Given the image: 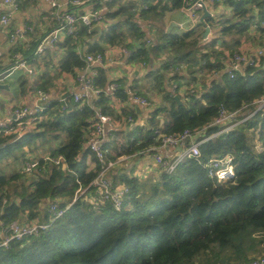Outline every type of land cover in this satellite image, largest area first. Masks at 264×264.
I'll return each instance as SVG.
<instances>
[{"label": "trees", "instance_id": "obj_1", "mask_svg": "<svg viewBox=\"0 0 264 264\" xmlns=\"http://www.w3.org/2000/svg\"><path fill=\"white\" fill-rule=\"evenodd\" d=\"M109 2L119 3V8L105 17L108 24L96 43L87 40L95 31L80 25L75 37H67L57 44L58 48L66 49L59 62V72L74 73L76 69H83L86 65L84 55L103 54L106 45L130 48L129 37H143L134 16L136 3ZM142 4L148 6L144 10L138 5L143 13L164 14L167 10L183 7L184 0H142ZM225 5L233 10L232 16L219 21L207 20L214 31L219 30V37L206 45L204 51L199 46L203 24L183 34L162 33L150 46L143 43L131 48V61L146 62L153 57H164L161 70L151 76H154V90L164 93L165 102L155 110L148 128L138 129L144 133L143 140L137 139L134 147L129 144L125 154L151 145L160 146L159 134L190 130L196 136L204 131L202 136H196L197 142L204 141L221 130L212 126L221 106L228 112L245 105L253 109L254 103L264 97V55L259 67L234 71L232 78L223 61L225 52L218 48L226 46L231 55L239 53L235 48L253 29L264 43V0H228ZM230 33L234 34L231 45L220 38ZM40 42H32L25 49L17 44L12 54H21L25 61L35 60ZM84 46L89 50L82 54L79 49ZM184 66L188 68L185 71L191 77V84L200 76L211 78L204 91L194 88L195 93L186 94L187 103L177 101L171 91L164 89L167 75H173L170 79H179L181 72L176 69ZM7 70L0 67V77L6 76ZM47 74L43 76L44 87L37 82L32 90H46ZM95 82L103 92L93 104L80 107L73 96L49 100L41 114L44 119L33 132L18 139L0 135V165L10 160L24 165L29 153L37 154L55 142L57 147L49 149V156L65 159V165L57 167L44 161V156H38L39 169L31 175L23 170L5 175L0 169V234L23 216H27L28 223L37 219L39 223L50 224L38 236L13 241L8 249L0 248V264H216L213 261L198 263L202 256L213 251L214 245L220 249L218 255L224 250L231 251L230 255L218 260L223 264H230L233 259L244 264L251 260L249 253L260 254L264 242L261 238L264 236L262 114H256L249 122L217 138L204 141L200 145L201 158H186L172 173L160 168L161 173L154 180L127 175L115 178L114 187L123 184L129 189L122 209L117 211L112 204L96 205L89 200L88 194L93 191L89 186L99 175L100 164L86 144L97 112L113 119L109 102L112 98L125 101L128 94L122 80L108 83L103 69L98 70ZM107 83L118 85L112 96L106 89ZM65 105L67 109L63 110ZM161 114L166 119L163 125L157 121ZM139 141L142 144L137 145ZM215 155L233 158L236 175L233 181L220 183L209 178L205 164ZM89 160L97 164L93 171L89 170ZM106 160L110 163L114 158L107 156ZM80 188L87 191L74 202ZM51 203H57L60 208L70 205L53 223L48 211Z\"/></svg>", "mask_w": 264, "mask_h": 264}, {"label": "crops", "instance_id": "obj_2", "mask_svg": "<svg viewBox=\"0 0 264 264\" xmlns=\"http://www.w3.org/2000/svg\"><path fill=\"white\" fill-rule=\"evenodd\" d=\"M4 1L5 0H0V4ZM15 1L19 4L20 11L12 16L8 27L2 25L1 16L9 12V9L4 5L0 7V67H5V69L8 68L6 72L8 74L4 77L1 76L3 81L0 83L5 87L4 89H0V129L5 122L12 119L14 108L20 106L32 107L34 105L36 92L38 90H32V88L37 82L44 87L45 83L43 82V76L46 72H48V76H45V80L48 81L49 85L46 86L44 93L48 96L50 101H58L65 96H73L74 94L80 93L77 77L86 72V65L81 70L76 69L74 73L59 72V62L63 60L66 49L58 48V46L53 49H48L43 56H37L35 60L27 61L36 72L34 76H30L23 69H15V64L17 62L14 60V54H12V49L15 45H20L22 49L28 48L32 42L42 40L60 25L57 18V10L51 6L48 0ZM70 1L71 0H62L64 3ZM81 1L84 3L80 6H72L70 4L69 10L79 14L85 12H99L106 17L119 8V3H116L118 5H112L109 0ZM117 1L120 2L121 5H125L127 2L136 3L137 9L135 10L134 16L143 37L141 39L129 37L127 43L131 45L130 48L120 45L104 46L103 55H105L107 59H110V63L96 69L97 74L99 69L104 70L108 83L122 80L128 94V98L125 101L112 98L109 102V106L114 114L111 124L106 127L103 146L106 145L105 151L107 156L111 159L114 158V160L110 162L112 167L109 171V178L112 184L115 178H119L122 175H127L129 177L134 176L142 180H154L161 173L160 167L155 163L154 153H158L167 158V160L173 161L184 151L183 148L180 150L177 147L161 149L159 146L151 145L133 154H125L128 152L129 144L134 147V142H136L137 139L143 140L144 133L140 132L138 129L146 130L150 120L153 118L155 110L161 107L165 102L164 93L154 90V76H151V73L161 70L162 63L165 60L164 57H153L146 62H141L131 61L130 55L132 52L131 48L140 47L147 41H150V45H152L158 40V37L162 35V33L183 34L195 28L189 20L188 12L182 9V7L171 11L167 10L164 14H160L159 12L146 14L143 13L139 7L142 5V0ZM208 11L211 13L212 18L217 21L220 19H230L233 12V10L225 4L209 5ZM27 27L31 29L28 33L19 35L16 40L11 41V33L22 31ZM101 28L103 31L104 27ZM204 32L205 30L203 28L202 35ZM218 32L219 30L216 33ZM213 34L214 32L211 34L212 37L215 35ZM101 35L98 31H95V35L87 40H90L91 43L94 44ZM220 38L231 45L233 44L234 34L230 33L225 36H220ZM207 45H209V43ZM263 45V39L260 34L253 29L247 35H244L241 45L235 49L240 53H253L261 49ZM218 48L224 52L229 53L230 51L226 46H220ZM88 50L89 48L87 46L79 49L82 54H85ZM170 75L171 74L167 75L164 89L170 91L171 86L174 85L175 82H178L176 84L180 85L179 87L182 88V91H179L177 97L182 103L188 102L185 88L194 87L198 89V92L204 91L211 79L210 76H207L205 80H202L204 82L200 83L201 79L198 77L199 81L191 84V77L185 70L178 75L179 79L177 80L170 79L173 76ZM22 78H24L25 82H22ZM108 83L106 85L107 91L110 87ZM130 93H139L149 101V106L143 107L134 102ZM129 117L134 118L133 122L129 121ZM43 119L44 117H41L39 122L43 121ZM157 121L160 125H163L166 119L163 114H161L157 117ZM37 124L38 123H32L28 131L24 132L23 135L37 129ZM203 133L204 131H201V133L196 136H202ZM196 136L192 135L187 146L197 142ZM140 144H142V141H139L137 145ZM55 147H57L56 142L52 143V147H43L41 149L42 151L39 153L36 152L37 154L29 153L27 158L37 160L38 156H48L51 154L50 150ZM87 147L88 145L86 144V148ZM153 148H155L156 151L153 152ZM26 150L28 151V149ZM23 166L24 165H21L19 170L22 171ZM88 166L89 170L93 171L96 169L97 164L89 160ZM123 186V184H118L116 187ZM88 197L92 203H96L98 200L95 191H91ZM19 221L26 223L27 216H23ZM37 221V219L34 220V222Z\"/></svg>", "mask_w": 264, "mask_h": 264}, {"label": "built area", "instance_id": "obj_3", "mask_svg": "<svg viewBox=\"0 0 264 264\" xmlns=\"http://www.w3.org/2000/svg\"><path fill=\"white\" fill-rule=\"evenodd\" d=\"M53 8L57 10V18L60 25L57 29L53 30L48 36L43 38L36 50V56L41 57L45 54L48 49H53L61 41H64L67 37H75L80 25L87 27L89 30H93L96 27H106L108 21L105 16L99 12H85L76 13L69 10V5L80 6L84 2L81 0H71L70 2L64 3L62 0H48ZM228 0H184L182 9L186 10L189 15V20L193 26H197L201 23V18L204 14V9L209 5L215 4H226ZM1 5L7 7L9 12L4 13L1 16L2 25L8 27L10 25L12 16L20 11V6L15 0H5ZM142 9L147 10L148 6L142 4ZM89 17L87 20L84 17ZM212 18V16H211ZM209 29V35L206 38H202L201 43L207 45L214 39L219 37V33H216L214 29L207 24L204 25V30ZM30 28H25L22 31H16L11 33V41L17 39L19 35L26 34L30 31ZM214 32V36L211 34ZM146 46H150V41L144 43ZM129 53V52H127ZM264 55V48H261L253 53H235L231 55L225 52V57L223 61L226 65L228 74L233 78L234 71L243 70L246 67H259L261 65V57ZM14 60L17 62L15 64V69H23L30 76L35 75V70L25 61L21 54L14 55ZM84 61L86 64V72L78 75L77 83L80 86V93L73 95V101L80 107L86 104H93L96 101L103 90L96 85L95 77L97 76L96 69L110 63V59H107L105 55L98 54H85ZM164 62V61H163ZM164 64V63H162ZM182 72L184 69H176ZM3 78L0 77V83H2ZM118 85L112 83L109 87V94L112 96L116 91ZM187 93H195L194 87H187ZM170 91L177 97L179 91L182 88L177 84L171 86ZM131 98L134 102L140 104L143 107L149 106V101L144 97L130 93ZM49 101L48 96L38 90L36 92V99L32 107L20 106L13 109L12 119L5 122L1 129L0 134L3 136L11 137L14 136L16 139L20 138L24 132L28 131L29 126L32 123H38L41 120V114L45 112L46 104ZM64 101V99H63ZM67 109V105L63 107V110ZM261 113L264 117V97L257 100L254 103V108H248L247 105L241 109L228 112L223 106H221L218 117L214 120L212 126L219 127L221 130L214 134L213 136L207 138L206 140L214 139L223 133L229 132L234 128L244 125L245 123L252 120L256 114ZM106 118V120H105ZM130 122H133L132 118H129ZM112 119L109 116L97 112L96 120L92 128V133L88 136L87 145L92 154L95 156L100 164L99 175L91 182L90 186L93 191L96 192L98 200L96 205H106L112 204L113 207L120 211L125 203V200L129 194V189L126 186L114 187L110 178L109 171L111 170L112 164L107 163V153L103 148V141L105 138L106 127L110 125ZM192 137V131L185 130L180 134H169V135H158V141L160 143V148H170L177 147L184 149V151L173 161L167 160L164 156L154 153L155 163L160 167L165 169L168 173H172L177 165L181 163L186 158L189 159H199L201 158L200 145L206 141L195 142L194 144L188 145L189 139ZM152 151H156L155 148ZM44 161L51 163L57 167L65 165L64 157L60 156L57 158L51 156H45ZM205 168L208 170L209 178L217 180L220 183H228L235 179V168L233 165V158L231 156L218 157L213 156ZM233 169L232 172L228 171ZM39 169V161L36 159H29L24 163L23 173L31 175ZM220 173H225L223 178H221ZM81 191L76 193L74 202L83 196L87 189L80 188ZM70 208V205L66 208H60L57 203H51L49 208L50 212V222L53 223L59 218H61L66 211ZM49 223H23L20 221L13 222L7 229H4L1 234L0 248L8 249L11 242L13 241H23L27 237L38 236L41 232L46 231L49 228ZM244 264H264V255L252 259Z\"/></svg>", "mask_w": 264, "mask_h": 264}, {"label": "rangeland", "instance_id": "obj_4", "mask_svg": "<svg viewBox=\"0 0 264 264\" xmlns=\"http://www.w3.org/2000/svg\"><path fill=\"white\" fill-rule=\"evenodd\" d=\"M199 46L202 49L201 51H204L206 49V47H207L203 43H201ZM183 69L184 70H188V68L186 66H184ZM200 79H201L200 83H202L203 82L202 80L204 79V76H200ZM196 81H199V79L196 80ZM257 148L260 150L261 149L260 145H258ZM14 161L15 160L6 161V162H3L0 165V169L2 170V174L11 175V174H14V173H16V172L19 171L21 165H20L19 162H14ZM261 238L264 239V236L261 237ZM211 250H213V251H211L208 254L202 256L198 260V263L199 262L208 263L209 261H213V262H217L216 264H223L222 263V260L221 261H218V260L223 259L226 255H230L231 254V251H229V250L228 251H225L224 250L223 253H222V255H218L217 252H219L220 249L218 248L217 245H214ZM260 250L262 251L260 254H258V253L257 254H255V253H249V257L248 258H250L252 260V259H256V258L264 255V242L262 243ZM224 264H228V263L225 262ZM230 264H242V263H240L237 260L233 259V260H231Z\"/></svg>", "mask_w": 264, "mask_h": 264}, {"label": "water", "instance_id": "obj_5", "mask_svg": "<svg viewBox=\"0 0 264 264\" xmlns=\"http://www.w3.org/2000/svg\"><path fill=\"white\" fill-rule=\"evenodd\" d=\"M209 18H211V13H209V11L207 10V8H205V9H204V14H203V16H202V18H201V23H202L203 25H205V24H206V21H207ZM94 31H98V32L100 33V35L102 34V28H101V27H96V28H94V29L92 30V32H94ZM209 32H210V30L207 28V29L205 30L204 34L202 35V38H206V37L209 35ZM4 88H5V87L2 86V85L0 84V89H4ZM175 98H176L177 101H179V98H178V97H175Z\"/></svg>", "mask_w": 264, "mask_h": 264}, {"label": "clouds", "instance_id": "obj_6", "mask_svg": "<svg viewBox=\"0 0 264 264\" xmlns=\"http://www.w3.org/2000/svg\"><path fill=\"white\" fill-rule=\"evenodd\" d=\"M88 18H89V17H87V16L84 17L85 20H87ZM105 120H106V118H105ZM228 171L232 172L233 169L230 168ZM224 175H225V173H220L221 178H223ZM77 191H78V193H79V192L81 191V189H78Z\"/></svg>", "mask_w": 264, "mask_h": 264}]
</instances>
